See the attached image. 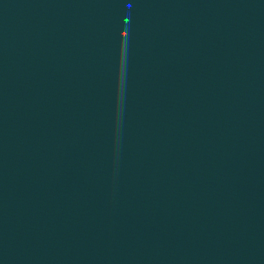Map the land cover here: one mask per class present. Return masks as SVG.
Masks as SVG:
<instances>
[{
	"label": "water",
	"instance_id": "1",
	"mask_svg": "<svg viewBox=\"0 0 264 264\" xmlns=\"http://www.w3.org/2000/svg\"><path fill=\"white\" fill-rule=\"evenodd\" d=\"M0 264H264V0H0Z\"/></svg>",
	"mask_w": 264,
	"mask_h": 264
}]
</instances>
